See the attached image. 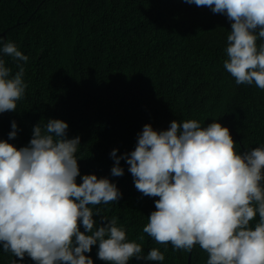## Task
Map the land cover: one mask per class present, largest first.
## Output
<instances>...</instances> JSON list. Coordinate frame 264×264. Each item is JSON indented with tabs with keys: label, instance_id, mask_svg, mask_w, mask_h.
Instances as JSON below:
<instances>
[{
	"label": "trees",
	"instance_id": "trees-1",
	"mask_svg": "<svg viewBox=\"0 0 264 264\" xmlns=\"http://www.w3.org/2000/svg\"><path fill=\"white\" fill-rule=\"evenodd\" d=\"M230 30L226 15L184 0H0V48L11 41L28 56L27 62L3 56L10 75L23 66L27 87L15 111L0 113V140L27 146L37 123L67 122V137H80L77 183L96 174L121 192L116 202L90 205L94 213L99 209L97 225L100 216L117 217L144 255L156 247L165 256L133 257L128 264H188L189 252L143 233L158 197L135 188L124 159L123 176H112L113 149L117 156L134 150L145 124L166 130L171 121L188 119L202 126L217 119L229 128L237 152L264 145V90L237 85L223 67ZM13 121L17 135L9 139ZM97 252L98 244L86 255L94 264H108ZM207 259L196 245L192 264ZM14 260L35 264L27 255L19 262L0 245V264Z\"/></svg>",
	"mask_w": 264,
	"mask_h": 264
},
{
	"label": "clouds",
	"instance_id": "clouds-1",
	"mask_svg": "<svg viewBox=\"0 0 264 264\" xmlns=\"http://www.w3.org/2000/svg\"><path fill=\"white\" fill-rule=\"evenodd\" d=\"M209 7L231 22L223 67L237 85L264 90V0H184ZM0 113L15 111L25 94L24 68L15 75L3 56L27 62L14 42L0 48ZM9 139L17 135L11 124ZM67 122L48 119L33 126L27 146L0 140V245L35 264H128L135 257L164 261L153 247L144 255L140 243L129 241L118 218L100 216L91 206L121 198L107 177L84 174L76 152L80 137H67ZM114 159L111 174L123 176L121 159L129 165L135 188L155 200L143 233L156 244L190 252L196 245L208 254L206 264H264V145L235 150L228 127L217 120L207 126L195 119L173 120L166 130L145 124L130 153ZM258 214L254 227L250 224ZM83 226L84 231L80 230ZM139 239L142 241L143 236ZM14 260L13 264H17Z\"/></svg>",
	"mask_w": 264,
	"mask_h": 264
},
{
	"label": "water",
	"instance_id": "water-1",
	"mask_svg": "<svg viewBox=\"0 0 264 264\" xmlns=\"http://www.w3.org/2000/svg\"><path fill=\"white\" fill-rule=\"evenodd\" d=\"M192 251L193 249L189 252V256H188V264H192Z\"/></svg>",
	"mask_w": 264,
	"mask_h": 264
}]
</instances>
